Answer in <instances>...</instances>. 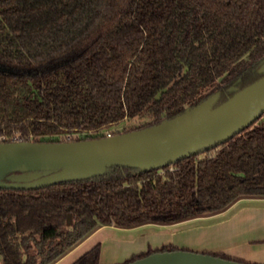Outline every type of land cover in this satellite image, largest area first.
Segmentation results:
<instances>
[{"label": "trees", "instance_id": "1", "mask_svg": "<svg viewBox=\"0 0 264 264\" xmlns=\"http://www.w3.org/2000/svg\"><path fill=\"white\" fill-rule=\"evenodd\" d=\"M263 57L264 0H0V134L92 138L146 117L123 131L141 128L215 90L226 100ZM250 195L264 196V120L161 168L0 187V254L51 264L100 224L169 223ZM98 263L96 243L71 264Z\"/></svg>", "mask_w": 264, "mask_h": 264}, {"label": "water", "instance_id": "2", "mask_svg": "<svg viewBox=\"0 0 264 264\" xmlns=\"http://www.w3.org/2000/svg\"><path fill=\"white\" fill-rule=\"evenodd\" d=\"M255 69L264 72V57ZM215 90L157 123L92 138L0 142V187L34 189L89 177L118 165L147 171L217 146L264 111V74L217 103ZM33 174L32 177L25 176ZM72 217H66L70 228ZM0 264H4L0 254ZM124 264H253L189 249L150 252Z\"/></svg>", "mask_w": 264, "mask_h": 264}, {"label": "crops", "instance_id": "3", "mask_svg": "<svg viewBox=\"0 0 264 264\" xmlns=\"http://www.w3.org/2000/svg\"><path fill=\"white\" fill-rule=\"evenodd\" d=\"M91 238L90 248L99 244L98 264H122L163 246L264 264V196H240L218 211L169 223L100 224L51 264H60L77 245Z\"/></svg>", "mask_w": 264, "mask_h": 264}, {"label": "rangeland", "instance_id": "4", "mask_svg": "<svg viewBox=\"0 0 264 264\" xmlns=\"http://www.w3.org/2000/svg\"><path fill=\"white\" fill-rule=\"evenodd\" d=\"M148 121V119L146 117H134V118H128L123 120L122 122L113 125L107 129H104L102 132L106 133V132H122L125 129H130V128H134L137 126H140L144 123H146ZM85 133H83L82 131H72L60 136H52V138H65V139H72V138H76V137H82L84 136ZM48 136H45L44 138H47ZM33 174L31 175H27L25 177L30 178L32 177ZM94 238H91L89 240L83 241L81 244L77 245L75 247V249H73V251H71L70 254H68L63 261L60 264H67V263H71L74 259H76L78 256H80L82 253H84L85 251H87L90 246L93 244Z\"/></svg>", "mask_w": 264, "mask_h": 264}, {"label": "built area", "instance_id": "5", "mask_svg": "<svg viewBox=\"0 0 264 264\" xmlns=\"http://www.w3.org/2000/svg\"><path fill=\"white\" fill-rule=\"evenodd\" d=\"M257 120H264V111L261 113V115L259 116V118ZM111 132H106L105 135H111ZM13 140H18V136H12L10 137ZM9 137H7L5 134H0V142L3 141H9L10 140Z\"/></svg>", "mask_w": 264, "mask_h": 264}]
</instances>
